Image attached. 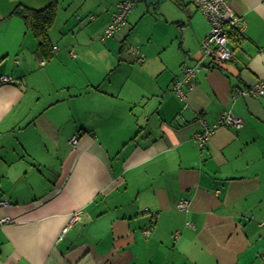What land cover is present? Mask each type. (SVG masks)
Masks as SVG:
<instances>
[{
    "label": "crops",
    "instance_id": "crops-1",
    "mask_svg": "<svg viewBox=\"0 0 264 264\" xmlns=\"http://www.w3.org/2000/svg\"><path fill=\"white\" fill-rule=\"evenodd\" d=\"M52 1L0 0V75L16 79L0 82V264H264V93L239 94L264 78V0H229L244 27L228 61L202 55L209 23L186 0H138L104 41L48 33L40 56L11 13ZM117 1L81 14L99 7L103 31ZM149 5L178 30L129 51ZM197 63L180 99L171 86ZM223 111L242 126L217 125Z\"/></svg>",
    "mask_w": 264,
    "mask_h": 264
},
{
    "label": "built area",
    "instance_id": "built-area-1",
    "mask_svg": "<svg viewBox=\"0 0 264 264\" xmlns=\"http://www.w3.org/2000/svg\"><path fill=\"white\" fill-rule=\"evenodd\" d=\"M136 0H120L117 2L115 9L111 13V18L109 23L106 25L103 31L101 40L106 37L113 35V33L119 30L127 21V16L133 9V4ZM194 4L201 14L205 16L209 23V29L204 35L201 41V53L203 56L209 57L214 61H228L233 56L234 48L232 47L230 34L232 31L236 32L238 35L243 32L244 21L243 19L236 15L232 10L229 0H189ZM93 17V16H91ZM56 48V47H54ZM74 55V54H72ZM143 55H139V59L143 61ZM45 60L41 61L44 64ZM199 64L193 66H181V78H177L173 85L171 86L172 91H174L180 99L186 98V92L184 89V84L188 83V88L193 87V82H190L191 78L198 71ZM1 83H15L16 79L12 78L10 75L2 74L0 75ZM264 93V78L258 80L252 86L242 90L239 94H249L253 96H259ZM217 125H233L235 127L242 126V120L234 116L229 111H223L220 115ZM211 128H206L200 133H195V138L198 141L199 147L206 144L209 135L211 133ZM77 135L72 136L71 143L77 142ZM9 204L8 200L0 199V207L7 206ZM189 201L186 199H181L176 203V206L180 210L187 209ZM79 218V213H74L71 221ZM179 232H175L177 235Z\"/></svg>",
    "mask_w": 264,
    "mask_h": 264
},
{
    "label": "rangeland",
    "instance_id": "rangeland-1",
    "mask_svg": "<svg viewBox=\"0 0 264 264\" xmlns=\"http://www.w3.org/2000/svg\"><path fill=\"white\" fill-rule=\"evenodd\" d=\"M90 2H92V0H70L69 4L64 8L65 15L68 14L66 18L67 22H65L66 23L65 28H62L63 22L61 20L58 21V23H55L51 28V31H49L50 34L49 36H51V39L55 41L58 38V35L59 38H67V36L70 37L71 35L73 36V38H76L78 37V34L82 30H84L85 28H90L95 34L94 36H90L88 33H86L85 36L86 40L93 39L94 41H98V42L104 41L101 40L103 31H101L102 29L100 30V27H102V24L106 18L104 17V15L99 14V9H98L99 7L98 8L96 7L94 10L88 8L90 10L87 12V15L85 16H82L81 14L83 9L86 8L85 4ZM136 2H138V0L134 2L133 4L134 8H136L137 6V5L135 6ZM96 4H99V2L97 1ZM144 8H145L144 14L140 16V19L136 23H130V24L127 23L128 25H130L131 28L130 34L128 35L131 36V38L128 37L126 38L128 41L127 45L136 46L137 44H139L137 43V41H140V43L144 44L143 41H146L148 39H150L151 41L152 40L155 41L158 38H160L162 35H166L169 38L172 37L173 34L175 35L176 30H178V28H176L175 25H173L172 27L170 24L167 25L165 22H162L161 25L157 21L156 13L158 9L156 5H149L147 7L145 6ZM94 15L96 16V19L94 21H90L89 17ZM78 16L82 17V19L80 20L82 22L76 20V18L79 19ZM61 29L65 31L67 29L66 33H63L64 35H61L62 33ZM79 36H84V35L80 34ZM59 46H61V44H59Z\"/></svg>",
    "mask_w": 264,
    "mask_h": 264
},
{
    "label": "trees",
    "instance_id": "trees-1",
    "mask_svg": "<svg viewBox=\"0 0 264 264\" xmlns=\"http://www.w3.org/2000/svg\"><path fill=\"white\" fill-rule=\"evenodd\" d=\"M186 1L190 2L189 0H186ZM57 8H58V2L56 0H53L52 2L47 4L45 7L40 8V9H34V8L28 7L24 4L18 3L14 7V9L11 13V15H17L18 17H20L23 20V22L25 23L26 27L32 33V35L37 39V41H38L37 52L40 56L48 57V56L52 55L53 50H52V46L50 45V41L48 39V33H49V30L55 21V17L57 14ZM117 31H115L113 33V35H111L109 37L114 36ZM232 34L234 35L237 33L232 31V33L230 34V37ZM106 38H108V37H106ZM232 47H233V45H232ZM134 48H135V46H133V45L127 46V50H129V51L133 50ZM138 59H139V56H138ZM139 61L141 62V60H139ZM180 70H181V68H180ZM181 75H182V73H181Z\"/></svg>",
    "mask_w": 264,
    "mask_h": 264
}]
</instances>
